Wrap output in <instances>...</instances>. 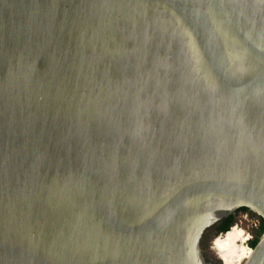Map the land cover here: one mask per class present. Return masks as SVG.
I'll return each mask as SVG.
<instances>
[{
  "label": "water",
  "instance_id": "obj_1",
  "mask_svg": "<svg viewBox=\"0 0 264 264\" xmlns=\"http://www.w3.org/2000/svg\"><path fill=\"white\" fill-rule=\"evenodd\" d=\"M242 208L264 223V0H0V264H220Z\"/></svg>",
  "mask_w": 264,
  "mask_h": 264
},
{
  "label": "bare ground",
  "instance_id": "obj_2",
  "mask_svg": "<svg viewBox=\"0 0 264 264\" xmlns=\"http://www.w3.org/2000/svg\"><path fill=\"white\" fill-rule=\"evenodd\" d=\"M248 241L247 234L234 225L211 244L222 264H242L252 254Z\"/></svg>",
  "mask_w": 264,
  "mask_h": 264
},
{
  "label": "rangeland",
  "instance_id": "obj_3",
  "mask_svg": "<svg viewBox=\"0 0 264 264\" xmlns=\"http://www.w3.org/2000/svg\"><path fill=\"white\" fill-rule=\"evenodd\" d=\"M245 212L246 211L234 213V224H233V226L235 225V226L239 227V229L243 230L247 235L250 234V236L255 237V234H256L255 225L257 224V220H259V216L256 213H251V214H249L248 218H244ZM262 233H263V231H261V234L259 232L260 235H262ZM223 234L216 232L215 228L209 229V231L206 232V234H204L202 242H201V247H202V251H203V254H204L206 260H208L212 263L222 264L221 260L217 256V253L212 249L211 243L216 238L222 237ZM258 239L259 238H257V241H258ZM252 241H254V240H252ZM252 241H248L247 244H249L251 246ZM254 246H255V244H254Z\"/></svg>",
  "mask_w": 264,
  "mask_h": 264
},
{
  "label": "trees",
  "instance_id": "obj_4",
  "mask_svg": "<svg viewBox=\"0 0 264 264\" xmlns=\"http://www.w3.org/2000/svg\"><path fill=\"white\" fill-rule=\"evenodd\" d=\"M240 210H247V209L242 208ZM233 224H234V214L229 216L228 218H226L222 222L218 223L217 225L213 226L212 228H215L216 232L223 234V233H226L227 231H229L232 228ZM263 229H264V223H263V219H262L260 234H261V231H263ZM208 231H209V229L206 232H208ZM206 232H205V234H206ZM260 234H259V236H261ZM256 242H257V238L251 242V247H253L254 244H256Z\"/></svg>",
  "mask_w": 264,
  "mask_h": 264
},
{
  "label": "built area",
  "instance_id": "obj_5",
  "mask_svg": "<svg viewBox=\"0 0 264 264\" xmlns=\"http://www.w3.org/2000/svg\"><path fill=\"white\" fill-rule=\"evenodd\" d=\"M253 213L252 211L248 210L245 212V215H244V218H248L249 217V214ZM259 216V220H257V224L255 225V228H256V234H255V237H252L250 236V234L247 235V238L249 239V241H252L256 238L259 237V232H260V229H261V225H262V217L260 215ZM248 246H250L249 244H247ZM251 247V246H250ZM252 248V251H253V247Z\"/></svg>",
  "mask_w": 264,
  "mask_h": 264
},
{
  "label": "flooded vegetation",
  "instance_id": "obj_6",
  "mask_svg": "<svg viewBox=\"0 0 264 264\" xmlns=\"http://www.w3.org/2000/svg\"><path fill=\"white\" fill-rule=\"evenodd\" d=\"M242 211H248V210H238V211H236V212L238 213V212H242ZM236 212H235V213H236Z\"/></svg>",
  "mask_w": 264,
  "mask_h": 264
}]
</instances>
